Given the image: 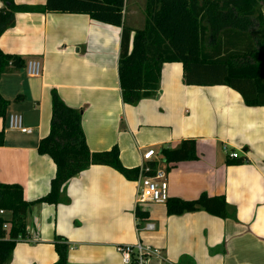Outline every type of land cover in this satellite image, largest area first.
Segmentation results:
<instances>
[{
    "label": "crops",
    "instance_id": "0c3cea01",
    "mask_svg": "<svg viewBox=\"0 0 264 264\" xmlns=\"http://www.w3.org/2000/svg\"><path fill=\"white\" fill-rule=\"evenodd\" d=\"M14 1L32 8L47 4ZM127 4L124 23L138 29L133 18L139 11H128ZM121 38L122 28L85 14H16L15 26L0 37V49L26 63L39 62L42 72L31 77L25 68L0 78V94L10 102L5 120L0 118V184L22 186L27 202L50 192L56 166L38 148L50 133L56 90L68 106L83 111L91 152L117 146L128 169L145 163L172 167L169 198L223 196L235 218L203 211L168 216L165 204H137L138 181L107 166H91L67 183L57 206L32 207L28 239L17 244L8 264H55L56 236L70 244L69 264H122L117 247L139 242L163 253L164 262L152 258L150 264H264V107L246 106L226 86L185 85L181 63L163 66L155 96L125 104L118 73ZM12 116H21L29 132L12 129ZM183 141L196 142L197 160L165 164L161 150L178 149ZM149 149L157 157L147 163L143 155ZM233 152L246 163L229 164L236 160L230 158ZM137 206L148 213L154 231L143 230L146 222L138 229ZM2 217L10 219V213Z\"/></svg>",
    "mask_w": 264,
    "mask_h": 264
},
{
    "label": "trees",
    "instance_id": "16d2710c",
    "mask_svg": "<svg viewBox=\"0 0 264 264\" xmlns=\"http://www.w3.org/2000/svg\"><path fill=\"white\" fill-rule=\"evenodd\" d=\"M125 1L47 0L45 7L32 8L1 0L0 37L15 26L19 13L89 15L97 22L122 28L118 73L125 104L135 106L155 96L163 66L181 63L185 85L226 86L238 92L246 106L264 107V0H144L145 21L138 29L124 23ZM26 66L20 56L0 49V78ZM51 95L50 133L41 140L38 153L52 159L56 174L50 192L34 202L25 201L22 186L0 184V211L10 213V219L0 216V264H8L17 244L28 239L27 217L32 207L57 206L67 183L89 167L107 166L134 182L141 173L140 168L123 165L117 146L91 152L82 126L83 111L68 106L56 90ZM9 105L0 94V118L5 120ZM3 140L4 131L0 132V146ZM161 160L167 165L197 160L196 142L183 141L178 149H162ZM246 161L238 158L229 164L243 165ZM150 166L155 171L158 165ZM171 168L168 166L167 172ZM165 205L168 216L203 211L224 220L235 218L223 196L204 193L193 201L169 198ZM135 218L140 229L148 213L137 206ZM53 244L58 255L55 264H69L68 241L56 236Z\"/></svg>",
    "mask_w": 264,
    "mask_h": 264
},
{
    "label": "built area",
    "instance_id": "2783aa9c",
    "mask_svg": "<svg viewBox=\"0 0 264 264\" xmlns=\"http://www.w3.org/2000/svg\"><path fill=\"white\" fill-rule=\"evenodd\" d=\"M29 76L39 77L42 72L41 64L37 61H29L26 66ZM10 127L12 129H20L22 132H29L28 129L22 128V117L12 116L10 119ZM157 154L153 149H149L143 155L144 162H151ZM240 156L237 152L230 154L231 159H238ZM138 185L139 194L137 198L138 205L145 204H166L169 199L168 172L165 168H157L155 171L146 163L140 168ZM4 211H0L3 216ZM9 225L5 224L4 229L8 230ZM156 228L155 224L146 222L143 230L152 232ZM118 253L121 255L122 264H150L152 258L164 262L163 253L155 248L142 245L140 242L135 245H120L117 247Z\"/></svg>",
    "mask_w": 264,
    "mask_h": 264
},
{
    "label": "rangeland",
    "instance_id": "374dc122",
    "mask_svg": "<svg viewBox=\"0 0 264 264\" xmlns=\"http://www.w3.org/2000/svg\"><path fill=\"white\" fill-rule=\"evenodd\" d=\"M142 2L144 3V0H142ZM142 2H140V1L138 2L136 0H128V4H127V10L128 11H130L132 8H136L139 11V13L136 15V17L133 18L135 21V22L133 21V24L137 28H139L143 22L144 4H142ZM262 11L264 12V2L262 4ZM141 16H142V18H141ZM137 17H139V18H137Z\"/></svg>",
    "mask_w": 264,
    "mask_h": 264
}]
</instances>
